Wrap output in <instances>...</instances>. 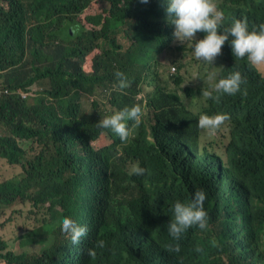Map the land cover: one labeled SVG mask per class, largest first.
I'll list each match as a JSON object with an SVG mask.
<instances>
[{
	"label": "trees",
	"instance_id": "1",
	"mask_svg": "<svg viewBox=\"0 0 264 264\" xmlns=\"http://www.w3.org/2000/svg\"><path fill=\"white\" fill-rule=\"evenodd\" d=\"M214 3L221 29L236 19L264 23V0ZM166 8L167 0H0V162L19 172L0 180V209L45 211L35 228L16 224V250L0 236V264H264V76L246 78L259 69L227 41L213 65L197 60L194 41H174ZM170 54L180 71L189 56L208 77L239 71L241 93L214 92L200 113L188 105L193 89L202 97L193 81L162 77ZM117 71L128 81L123 90ZM136 104L141 122H128L126 142L97 127ZM217 113L228 119L214 134L198 127L201 114ZM137 163L142 176L129 174ZM197 189L206 193L208 227L174 241L172 205ZM65 216L86 226L79 243L61 230Z\"/></svg>",
	"mask_w": 264,
	"mask_h": 264
},
{
	"label": "clouds",
	"instance_id": "2",
	"mask_svg": "<svg viewBox=\"0 0 264 264\" xmlns=\"http://www.w3.org/2000/svg\"><path fill=\"white\" fill-rule=\"evenodd\" d=\"M141 2L148 3L149 0H141ZM166 12L168 22L173 25L172 36L174 41L181 44L194 41L192 54L197 60L213 65L216 57L221 53L222 46L227 41L234 57L246 58L253 66L264 65V23L251 27L246 20L236 19L228 27L221 29L224 13L217 9L214 0H167ZM197 32L204 33L203 37L197 39ZM252 70L262 73L260 70L249 67L246 70V78ZM115 75L118 78L119 88L121 90L127 88L128 81L124 73L117 71ZM211 78L210 76L209 79ZM245 82L242 74L235 71L226 77L219 78L212 85V90L202 89L201 95L215 99L214 92L229 95H235L239 92L235 95L238 96ZM141 116L142 108L136 104L104 116L97 122V127L111 130L122 142H126L130 135L128 122L132 121L138 126L141 122ZM226 119H228L226 113L201 114L197 125L206 129L209 134H214ZM145 172L146 168L137 163L131 167L129 174L142 176ZM205 199V191L197 189L189 201L177 200L172 205L171 218L166 226L168 235L174 241H178L192 227H198L201 230L207 229L208 213L204 207ZM58 223L61 230L70 235L73 243H79L81 237L87 233L86 226L76 223L70 217H62ZM97 246L103 247L104 241H97ZM166 247L171 252L179 251L178 244H169ZM88 254L95 255V250L88 249Z\"/></svg>",
	"mask_w": 264,
	"mask_h": 264
},
{
	"label": "rangeland",
	"instance_id": "3",
	"mask_svg": "<svg viewBox=\"0 0 264 264\" xmlns=\"http://www.w3.org/2000/svg\"><path fill=\"white\" fill-rule=\"evenodd\" d=\"M98 12L99 11L97 10L96 12L84 13L82 21L86 23V16H95L98 14ZM169 57L170 61L168 63H165L164 66L161 68L162 77L164 79H169L172 76L180 74L181 77H185L189 81H193L195 83V89L206 90V86L212 87V85H214L215 82L219 78H222L223 74H225V71L221 73L220 70H217L210 75L212 78L209 79L210 76L208 77V66L205 65L203 68H200V65L192 61L191 56L187 58V62L190 64V67H188L185 71H180L175 66L171 65V63L176 60V54H170ZM218 67H220V64L215 65L216 69ZM256 67L262 72L261 74L264 76V65H257ZM169 68H171V72H169ZM196 76H198L199 80L206 79V81L202 80L198 85H196ZM193 92L194 89L190 91L193 97L189 98L188 105L192 106L201 113L203 107L209 106L208 98L204 96L198 97L196 94L195 99ZM216 96L228 98L230 95L226 93H218L216 94ZM102 138L103 143L111 142V137H109L108 134H103ZM216 140L219 141L217 142V150L221 151L222 148H225L226 146L225 136L222 135ZM204 141L205 138L202 139V144H204ZM15 176H17V178L19 177V172H17L15 168L0 162V180L12 178ZM44 218L45 211L42 208H37L33 210L28 204H17L11 207L10 209H0V224H3V228H0V236L6 237L10 241V243L8 244V250H16V224L24 225L28 229L35 228L42 223V220Z\"/></svg>",
	"mask_w": 264,
	"mask_h": 264
}]
</instances>
